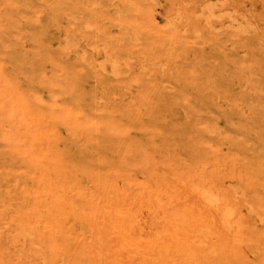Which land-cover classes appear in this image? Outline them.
<instances>
[{"label": "rangeland", "instance_id": "1", "mask_svg": "<svg viewBox=\"0 0 264 264\" xmlns=\"http://www.w3.org/2000/svg\"><path fill=\"white\" fill-rule=\"evenodd\" d=\"M0 264H264V0H0Z\"/></svg>", "mask_w": 264, "mask_h": 264}, {"label": "bare ground", "instance_id": "2", "mask_svg": "<svg viewBox=\"0 0 264 264\" xmlns=\"http://www.w3.org/2000/svg\"><path fill=\"white\" fill-rule=\"evenodd\" d=\"M217 7V6H216ZM171 19H173V18H171ZM171 21V20H170ZM171 24V23H170ZM173 24H177V18H175V20L173 21ZM170 26V25H169ZM174 26V25H173ZM170 28V27H169ZM172 29V28H171ZM119 64V63H118ZM114 65H116V64H114ZM119 67V66H118ZM182 196V195H181ZM187 198V197H186ZM76 229V228H75ZM78 231V230H77Z\"/></svg>", "mask_w": 264, "mask_h": 264}]
</instances>
